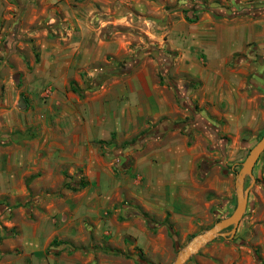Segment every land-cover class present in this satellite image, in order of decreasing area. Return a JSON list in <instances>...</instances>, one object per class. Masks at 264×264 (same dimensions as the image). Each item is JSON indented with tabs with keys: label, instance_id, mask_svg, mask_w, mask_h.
<instances>
[{
	"label": "crops",
	"instance_id": "1",
	"mask_svg": "<svg viewBox=\"0 0 264 264\" xmlns=\"http://www.w3.org/2000/svg\"><path fill=\"white\" fill-rule=\"evenodd\" d=\"M229 4L233 7L223 11L233 10L231 18L213 19L202 14L194 23L180 19L165 31L164 18L168 14L153 0H0V68L10 70L16 65L19 72H24L27 66L33 68L35 75L40 68L49 79L50 73L59 68L67 76L70 52L106 51L118 55L129 50L128 35L114 32L106 41L99 37V29L91 31L83 26L94 13L99 17L104 15L112 25L132 26V21H136L143 37L162 41L160 48L169 51L168 56L160 55L158 63L150 61L152 70L148 73L141 70L112 82L107 89L108 99H105L106 90L95 95L87 108L86 119L62 127L42 126L37 138L27 142V149L13 152V159L19 165L16 172L5 171L8 155L3 161L1 153L0 195L6 191V182L11 185L15 180V192L24 194V180L33 170L47 172L40 177L46 182L50 165H65L82 167L89 183L97 187L98 195L105 196L106 191L101 187L103 179L108 180V193L116 190L117 183L114 173L100 156L96 141L112 136L115 141H125L163 121L175 126L147 138L151 141L140 142L137 147L144 148L139 152L131 150L135 146L126 150L132 159L124 172H130L132 189L139 190L130 194L144 212L156 216L162 214L156 210L163 206L162 189H169L168 196L178 191V196L187 203L192 198L190 189L195 184L196 162L206 152L197 151V145L188 146L187 138L192 137L196 124L179 123L184 119L181 103L172 88L166 86L167 82L159 85L157 64L172 70L176 87L191 81L199 84L195 90L184 89L181 98L187 107L196 104L203 108L199 114L204 119L202 126L206 128L212 123L210 130L205 131L210 146L222 148L225 145L223 134L233 138L242 129H255L264 119L259 108L260 93L264 89V0H231ZM236 6L244 8L237 12L234 11ZM158 17L161 21L157 24H161H156V34L148 26H141V22L151 24ZM85 37L92 38L86 40ZM32 49L39 53V66L33 59L26 58ZM182 75L185 76L182 78ZM12 81L11 77H0V85H4L0 117L14 113L12 100L16 104L22 98L21 87L15 88ZM17 103L19 105L20 101ZM9 106L11 109L6 112ZM0 126L5 124L0 123ZM16 126L22 129L25 125L16 123ZM183 129H186L185 134ZM50 132H56V137ZM37 185L34 183L35 189ZM103 211L104 207H96V211L94 207H75L61 211L57 218L36 215L35 220L6 223L8 228L15 227L17 233L11 244L5 239V233H0L4 238L0 242V264H132L93 248L84 252L63 251L58 255L45 252L53 238L77 243L78 238L69 228H80L83 219L96 221L94 213L98 216ZM255 224L259 229L255 231L257 236L248 237L250 243L212 242L197 255L193 264H264V216ZM239 228L240 223L237 230ZM130 235L134 236L132 232ZM160 236L157 235V240ZM11 250L16 253L10 254Z\"/></svg>",
	"mask_w": 264,
	"mask_h": 264
},
{
	"label": "rangeland",
	"instance_id": "2",
	"mask_svg": "<svg viewBox=\"0 0 264 264\" xmlns=\"http://www.w3.org/2000/svg\"><path fill=\"white\" fill-rule=\"evenodd\" d=\"M153 1L169 16H167L169 19L166 16L164 18L165 31L172 24H177L180 19H183L184 15L195 16L196 21L202 14H207L215 19L210 10H205L197 0ZM216 1L222 8L231 9L233 7L228 1ZM209 8L213 9L214 7L210 6ZM243 8L236 6L234 11L239 12ZM107 21L109 20L104 15L99 17L98 14L94 13L86 19L83 26L91 31L99 29V37L106 41L110 39L114 32L128 35L129 50L122 51L118 55L106 51H100V53L93 51L70 52V67L67 76H64L59 68L50 73L49 79L44 76L40 68L37 75L32 74L34 73L33 68L27 66V71L24 72H19L16 65H13L10 70L5 67L0 68V77H11L14 87H21L22 91V98L18 99L20 104L18 105V100L16 104L13 100L11 102V107L14 106L12 109H16L15 112L0 117V123L5 124V126H0V154L4 155L3 161L6 160V155H8V161L4 166L5 171L8 170L13 173L18 170L19 165L13 159V152L17 149L25 150L24 147L27 149L29 147L27 142L37 138L38 131L42 126L62 127L86 119L87 108L95 95L106 90V93L104 92L105 99H108L110 92L107 89L116 79L117 81L118 78L126 79L141 70L148 73L152 70L150 61L157 62L160 60V55L168 56L169 51L164 47L160 48L162 41H149L146 37H143L138 30L139 25L136 21H132V26L126 24L112 25ZM159 21H161V18L158 17L151 24L141 22V26L144 28L149 27V30L156 34L158 31L156 26L161 24H157ZM85 38L88 40L92 37ZM31 51V55L26 56L27 60L33 59L34 62V59L37 58L35 63L39 66V53L33 49ZM156 70L159 85H163V81L167 82L166 86L172 88V93L181 103L184 119L180 120L179 123L190 124L191 122L196 124L193 128L194 133L191 134L192 137L190 136L191 139L187 138V140H190L188 146L197 145L198 147L195 148L197 151L204 150L206 152L196 162L195 184L190 189L192 198L185 203L184 198L178 196V191L174 190V195L168 196L169 189H162L163 206L156 207V210L162 214L156 216L146 212L154 223L158 224L156 227L149 229L142 219L123 211L126 207L142 210L138 200L130 194L132 191H139L138 189H132L130 172H124L119 168L115 172L112 171L114 181L117 183L116 190L111 189V193H108V180L103 179L101 187L105 189L106 195L100 196L94 183H89L90 181L84 176L82 167L70 168L65 165L59 167L50 165L51 171L46 182L40 177L47 174V172L40 171V169L33 170L26 177L24 180L26 189L24 194L15 192L17 185L15 180L12 181L11 185L6 182V191L3 195H0V233L2 235L9 232V235L5 238L9 244L12 243L17 230L15 227L8 228L6 223L35 220L36 215H40V218H43L44 215L57 218L56 215L61 211H67V209L75 207L80 209H92L94 207V211H96V207H104V213H101V215L96 216V213H94L93 216L96 221L83 219L80 228H69L72 234L78 238L77 243L69 240H57L72 244L76 248L74 251L84 252L93 248V250L101 251L104 254L116 256L118 259L131 261L132 264H171L176 253L192 236L203 232L218 219L227 217L231 213L235 205V173L249 149L262 136L264 119L257 123L255 129H242L233 138L223 134L222 138L225 145L222 148L219 146L214 148L207 142L209 138L205 133L206 129L210 130L212 123L204 128L202 126L204 119L199 116L203 108L198 107L196 104L187 107L181 98L184 89L195 90L199 84L191 81L190 84L185 83L176 87L170 68L165 69L162 65L157 64ZM183 76L185 75L180 77L183 78ZM70 81L75 82L82 91V95L69 90L68 84ZM3 90L4 85H0V95H2ZM261 92L259 108L264 113V89ZM11 107H6V112ZM196 114L198 116H194ZM8 123L10 124L8 125ZM16 123L21 125L23 123L25 126L20 129L16 126ZM156 125L157 122L145 132L148 133L155 129ZM183 130L182 133L185 134L186 129ZM187 134H189L188 131ZM50 135L56 137L57 134L56 132H50ZM148 139L147 141H151ZM121 142L115 141L113 136L104 140V144H99L96 141V145L100 148V156L110 169L112 165H117L125 159L129 161L132 159L128 151L119 148ZM143 148L144 146L139 145L131 150L139 152ZM251 173L252 179L246 177L243 183L247 191V201L245 211L239 221L240 228L238 230L236 228L235 234L230 240L217 237L205 244L184 264H193L197 255L204 251L205 247H210L212 242H228V244L238 245L245 243V241L250 243L247 240L248 237L256 235L255 231L259 228L255 227V222L264 216V150L256 159ZM66 176L72 177L75 182L83 181L84 187L79 190L64 187L63 182ZM34 183L35 185L38 184L37 189H35ZM29 185L34 188H27ZM9 186L11 187L9 188ZM173 217H176L178 221L172 220ZM164 220L170 225L175 233L174 236L167 231L163 224ZM130 232L134 236H131ZM160 234L161 236L157 240V235ZM3 239L0 236V242ZM107 249L120 250L123 255H113L105 252L104 250ZM13 251L16 250H11L10 254L16 253ZM64 251L69 250L65 248ZM257 252L258 249L254 250L255 257L258 254ZM239 257L240 254L238 253ZM258 262H261L259 258Z\"/></svg>",
	"mask_w": 264,
	"mask_h": 264
},
{
	"label": "water",
	"instance_id": "3",
	"mask_svg": "<svg viewBox=\"0 0 264 264\" xmlns=\"http://www.w3.org/2000/svg\"><path fill=\"white\" fill-rule=\"evenodd\" d=\"M264 150V131L262 136L249 149L247 155L240 164L234 176L235 205L231 213L224 218L218 219L209 228L201 233L195 234L176 253L171 264H184L200 248L217 237L230 240L236 231L237 225L245 211L247 191L243 183L246 177L252 179V167L259 154Z\"/></svg>",
	"mask_w": 264,
	"mask_h": 264
},
{
	"label": "trees",
	"instance_id": "4",
	"mask_svg": "<svg viewBox=\"0 0 264 264\" xmlns=\"http://www.w3.org/2000/svg\"><path fill=\"white\" fill-rule=\"evenodd\" d=\"M202 6L203 8L206 10V9H209L210 10V13L213 15V17L215 19H220V18H231L234 16L233 12L230 11L229 13H226V11H223L225 10L224 8L220 7L219 6V3L218 1L216 0H212V1H209L208 0H197ZM225 1H228L230 2L231 0H225ZM210 6H213L214 8L213 9H210L209 7ZM221 10V11H220ZM243 14V13H242ZM183 19L185 22L187 23H193L196 21V17H190L188 15H184L183 16ZM35 62L37 61V58L34 59ZM68 87H69V90L73 93H77L78 95H82V91L77 87V85L75 84V82L73 81H70L69 84H68ZM174 124H169V123H166V122H163V121H159L155 127V129L149 131L148 133L145 132V131H142L140 132L138 135L128 139V140H125V141H122L120 143V146L119 148L121 150H128L134 146H137L140 142H142L143 140L149 138V137H154V136H158L160 135L163 131L167 130V129H171L172 126ZM175 126V125H174ZM99 144H104V141H99ZM129 166H130V161L125 159L124 161H122L121 163L117 164V165H112V171L115 172V170L117 168H119L120 170L122 171H125L127 169H129ZM77 184L76 186L74 184ZM84 182L83 181H74L72 177H68L66 176L64 178V182H63V186L64 187H70V188H73L74 190H79L81 188L84 187ZM125 208V207H124ZM123 211L125 213H130L131 215L133 216H136V217H139L140 219L143 220V222L145 223L146 227L149 228V229H152L154 227H156L158 224L157 223H154V221L152 220V218L146 213L144 212L143 210H140L138 208H134V209H129V208H125L123 209ZM164 226L166 227L167 231L171 234V235H175V233L172 231L171 227L169 224H167L166 220H164L163 222ZM9 235V232L8 233H5L4 236H8ZM65 248H68V250L71 252V251H74L76 248L70 244V243H67L65 241H60V240H57L55 238H53L47 248H46V253H51L52 255H58L59 253L63 252L65 250ZM69 251H66V252H69ZM105 252H108V253H111L113 255H123V253L120 251V250H117V249H107V250H104Z\"/></svg>",
	"mask_w": 264,
	"mask_h": 264
}]
</instances>
